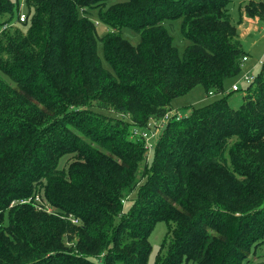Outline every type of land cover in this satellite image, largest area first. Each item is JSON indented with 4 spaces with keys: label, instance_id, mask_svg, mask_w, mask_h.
Instances as JSON below:
<instances>
[{
    "label": "trees",
    "instance_id": "obj_1",
    "mask_svg": "<svg viewBox=\"0 0 264 264\" xmlns=\"http://www.w3.org/2000/svg\"><path fill=\"white\" fill-rule=\"evenodd\" d=\"M111 1L24 0L21 22L0 0V264H149L159 223L153 264H246L264 246V61L238 108L229 93L169 123L141 180L145 147L130 138L196 87L241 78L235 0ZM240 15L264 22V0Z\"/></svg>",
    "mask_w": 264,
    "mask_h": 264
},
{
    "label": "rangeland",
    "instance_id": "obj_2",
    "mask_svg": "<svg viewBox=\"0 0 264 264\" xmlns=\"http://www.w3.org/2000/svg\"><path fill=\"white\" fill-rule=\"evenodd\" d=\"M18 7V10L16 12V15H27V9L25 6L24 0H12ZM118 0H112L109 4L116 3ZM246 3V0H235L232 5L228 7V14L231 16L233 23L237 26H239V19H240V10H242L243 5ZM8 15V14H7ZM9 16H6L5 19H8ZM16 17V16H15ZM96 24L97 30H98V36L101 38L104 36L106 32H108L110 29L106 26H104L96 17V15L89 16ZM180 20L175 21L173 23H168L167 28L170 31L171 35L174 38V44L175 46L180 50L183 51L184 48L189 44V41L185 40L180 31ZM260 27H263L262 31L257 33L258 35H253L251 39H247L244 49L247 50L250 54V61L244 64L243 67V74L250 72L252 75H256L259 73L262 63L264 61V23L260 22L259 23ZM20 25L18 22L15 21V18L13 19V22L9 26L11 29L12 28H17ZM5 30L2 28L0 30L1 32ZM115 31V30H114ZM119 33H122V36L130 41L133 45H137L140 41V37L138 34H136L134 31L128 28H123ZM253 42V43H252ZM249 44V45H248ZM251 44V45H250ZM99 53L102 56V45L100 44L99 46ZM241 82V78L237 79H231L228 80L225 83V91L222 94H216L212 93L210 95L206 94L205 90L201 87L198 86L194 90H192L190 93L187 95H184L182 97H179L175 99L172 102V107L171 110H178L181 112V114H189L192 112L194 107H203L209 103H212L213 101L222 98L224 95H227L229 93H232L229 97V105L233 108H238L243 102H244V96L245 92L244 91H239V92H232V86L236 82ZM242 83V82H241ZM14 86V85H13ZM111 115L114 116H119L118 114L109 111L108 112ZM138 131H142V129H139L137 127H132L131 129V134L130 138L131 139H139L140 137L136 135ZM142 140V139H141ZM143 145L145 146L144 140H142ZM154 152V151H153ZM153 152L148 153L147 150L145 149V155H144V160L143 162L140 163L139 165V170L137 174V179L141 180L142 179V173L145 169V165L150 163L153 157ZM72 162V157L67 156L65 157L60 165V168H66L68 164ZM126 195V193H125ZM42 196V193H41ZM127 197L125 198V201L123 202L124 206V211H128V208L130 206V200L134 198L133 193H129V195H126ZM35 202L39 205H42L44 209L47 211L51 212L53 211L52 207L50 206L49 202L47 200L37 198ZM167 226L165 223H159L151 237V242L153 244V252L150 257L149 264H153L155 256L157 254V251L159 250L160 246L163 244L164 239L167 236ZM249 261L246 264H256L259 262H264V246L260 247L255 251L254 254L249 255Z\"/></svg>",
    "mask_w": 264,
    "mask_h": 264
},
{
    "label": "built area",
    "instance_id": "obj_3",
    "mask_svg": "<svg viewBox=\"0 0 264 264\" xmlns=\"http://www.w3.org/2000/svg\"><path fill=\"white\" fill-rule=\"evenodd\" d=\"M26 19L25 15L20 16V21L24 22ZM244 63L249 61L248 57H244L243 59ZM255 80V76L252 75L250 72H247L245 74H243L241 76V82H236L235 84H233L232 86V91H240L243 87L251 84L253 81ZM189 114H181L180 111L178 110H169L168 112H166L163 116L159 117V118H153L150 120V122L148 123V126L144 129H142V131H138L136 133V135H138L140 138L144 140V144H145V149L147 150V152L150 154L152 153L155 148L156 145L165 129V127L174 121H180L186 117H188ZM23 203H29V201H24Z\"/></svg>",
    "mask_w": 264,
    "mask_h": 264
},
{
    "label": "crops",
    "instance_id": "obj_4",
    "mask_svg": "<svg viewBox=\"0 0 264 264\" xmlns=\"http://www.w3.org/2000/svg\"><path fill=\"white\" fill-rule=\"evenodd\" d=\"M262 23H264V22H262ZM262 29H263V27H260L259 23L255 22V21H249V20H246L244 18V20L238 26V32L240 35V39L242 41L243 49H244V46H247V45H245V44H247L246 43L247 39H251L253 35H258L257 33L261 32ZM245 52L247 53V56H248L249 61H250L249 52L247 50H245Z\"/></svg>",
    "mask_w": 264,
    "mask_h": 264
}]
</instances>
